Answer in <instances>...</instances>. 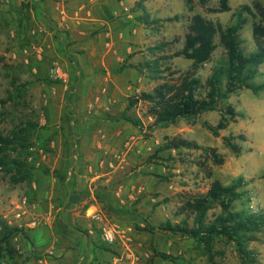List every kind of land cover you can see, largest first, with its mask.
<instances>
[{
  "label": "rangeland",
  "instance_id": "obj_1",
  "mask_svg": "<svg viewBox=\"0 0 264 264\" xmlns=\"http://www.w3.org/2000/svg\"><path fill=\"white\" fill-rule=\"evenodd\" d=\"M253 1L230 0L231 10L215 13L210 8L216 7L219 0H207L205 4L200 0H125L133 13L129 22L132 29L128 35L132 53L119 69H132L124 74V77L128 76L130 79L128 85L121 84V89L116 92L114 110L118 115L127 113L138 116L142 120V127L134 131V146L127 161L116 170H105L106 174L100 177L103 183H99L100 188L109 187L107 191L114 196L113 204L119 211L100 202L103 219L95 224L88 217L87 209L84 210L83 206L89 200L84 194L85 199L82 202L75 201V205L69 210L74 213L72 218L76 220H82L81 216L84 214L88 219V227L73 219L68 221L67 202L49 196L35 197L33 183H14L11 174L0 169V228L3 223H7L23 229L22 233L11 239V246L15 250L13 256L6 251L1 252V264H40L43 258L59 264L57 262L62 256L61 250L75 243H82L86 235L82 230L91 226L101 229L102 239L105 227L117 230L115 241L108 242L115 253L99 251L105 255L104 264H212L208 251L193 238L165 232L159 226L168 220L179 222L185 217L192 225L193 215L180 213L181 207L187 199L205 193L214 179L229 184L242 177L246 184L241 190L247 193L236 206L240 208L251 204L252 207L264 209V90L255 94L250 89H242L230 96L229 102L239 115L236 122H231L226 129L220 131L219 136H214L204 125L217 124L220 118L218 111H209L191 120L179 119L168 125H155L154 119L146 115L145 102L127 109V98L141 91L152 90L165 79L178 81L186 74L191 60L182 56H168L184 47L188 24L194 14L200 13L226 26L234 22L233 13L240 5L251 4ZM260 1L264 4V0ZM139 4L141 6L137 7ZM145 15L148 16L147 22L139 19ZM241 38L245 52L257 50L251 16L241 31ZM162 43L165 44L162 50L152 49ZM221 53L222 48L219 47L214 52L212 61L198 70L197 75L203 82ZM161 56L165 57L160 59V70L163 72H151L140 65ZM29 80L33 81L27 74L26 67L11 56L7 44L0 42V131L10 133L26 119L37 122L41 133L34 138L30 154V159L37 166L34 181L42 179L49 184V181L59 179V174L63 173L78 184L86 183L92 172H86L85 169L77 170L76 173L72 167L69 170L59 169L58 176L52 171V165L59 164L60 159L57 154L49 152V141H43L45 136L42 129L47 126L40 122L42 106L35 104V93L26 88L24 95L16 101L9 99V93L14 88L13 82L19 85ZM254 82H264V62L260 65ZM96 114L100 119H105L101 117V110ZM91 124L92 128L95 124L100 129L105 126L101 121ZM121 127L131 128L127 124ZM239 134H243L246 139L239 138ZM230 135L241 146L239 153L226 145L224 137ZM173 138H186L203 146H214L225 161L217 164L202 149L190 147L166 149L157 158L151 159L160 145ZM11 152L14 156L18 155L16 150ZM219 212L220 206L216 205L209 211L207 221ZM257 235L258 240L251 242L250 248L257 252L258 264H264V228ZM154 248L173 255V259L165 260L155 256ZM211 253L217 264H242L234 244L225 239L217 238Z\"/></svg>",
  "mask_w": 264,
  "mask_h": 264
},
{
  "label": "crops",
  "instance_id": "obj_2",
  "mask_svg": "<svg viewBox=\"0 0 264 264\" xmlns=\"http://www.w3.org/2000/svg\"><path fill=\"white\" fill-rule=\"evenodd\" d=\"M132 16L125 0H0V42L8 45L11 56L26 67L33 80L23 83L35 93V104L42 106L47 126L42 129L43 140L49 141V152L60 159L52 171L72 167L75 173L80 169L92 172L84 184L68 177L49 184L35 180L33 195L63 199L66 219L86 227V216L76 220L69 209L75 201L82 202L85 194L89 200L84 210L96 207L102 211L95 196V189L103 183L100 177L105 170L122 166L134 146L124 148L137 127L119 120L121 115L114 110L116 92L130 81L124 74L132 68H119L132 53L128 43ZM55 65L61 67L65 80L51 76ZM99 110L105 119L97 116ZM98 121L105 124L103 129L98 124L92 128L91 123ZM125 123L131 128L123 129ZM91 219L95 224L100 221ZM87 229L94 236V228ZM92 238L85 235L82 243L60 249L57 263L104 264L105 255ZM40 264L54 262L43 258Z\"/></svg>",
  "mask_w": 264,
  "mask_h": 264
},
{
  "label": "trees",
  "instance_id": "obj_3",
  "mask_svg": "<svg viewBox=\"0 0 264 264\" xmlns=\"http://www.w3.org/2000/svg\"><path fill=\"white\" fill-rule=\"evenodd\" d=\"M190 2L191 0H187ZM203 4L207 0H200ZM139 4L137 7H140ZM231 10L230 0H219L216 7L210 11L215 13ZM234 22L224 26L220 21L208 19L200 13L191 17L188 31L185 34L184 47L176 51L168 58L182 56L191 60V66L186 74L178 81L165 79L149 91H141L139 94L127 98V109L138 106L141 102L147 105L146 115L154 119L155 125H168L179 119L191 120L209 111H218L220 118L217 124L205 123V127L214 135L219 136L220 131L226 129L231 122H236L239 113L229 102L232 94L242 89H250L258 94L264 90L263 83H255L254 79L259 74V67L264 62V4L260 0H254L251 4L240 5L233 13ZM252 18V32L257 45V50L245 52L242 48L241 31L244 25ZM147 15L141 16L143 22H147ZM218 38V41H217ZM165 44H160L152 49L162 50ZM222 53L215 59L211 73L203 82L197 75L206 63L212 61L213 54L218 48ZM147 60L140 65L148 68L151 72H163L160 70V59ZM169 69V67L167 68ZM9 93V99H18L26 92V84L15 85ZM130 122L137 128L142 127V120L138 116L123 114L119 118ZM40 126L37 122L26 119L13 128L10 133L0 131V169L11 174L14 183H33L36 162L30 159L34 138L40 135ZM245 140L243 134L238 135ZM234 136H225L224 141L234 152L239 153L241 146L233 141ZM44 141V140H43ZM190 147L202 149L217 164L225 161L224 156L218 153L214 146H203L196 141L186 138H173L160 145L151 159L157 158L161 151L166 149H179ZM12 150L18 152L17 156ZM57 176L59 171H54ZM68 176L59 174V179L65 181ZM246 183L242 177L232 183L224 184L219 179H214L205 193L195 195L186 200L181 207L180 213L193 215V224L190 225L187 217L179 222L166 221L159 226L165 232L183 234L193 238L209 253L212 264L214 256L212 247L217 238L225 239L233 243L242 259V264H258L257 252L250 248V243L258 240V233L264 228V209L255 208L252 205L238 208L236 203L242 200L246 191L241 188ZM95 189V196L106 207L119 211L113 204L114 196L108 190V186ZM34 192V190H33ZM220 206V212L213 219L207 221L208 213ZM89 204L85 207L87 208ZM96 226V225H95ZM82 229V228H80ZM79 230V229H78ZM97 236H91L88 229L82 230L84 234L93 237L94 244L101 250L114 252L112 246L101 238V229L94 228ZM23 229L18 226H10L3 223L0 228V255L6 251L13 256L14 248L11 239L22 233ZM153 254L165 260L173 259V255L164 251L153 249ZM1 264V263H0Z\"/></svg>",
  "mask_w": 264,
  "mask_h": 264
},
{
  "label": "built area",
  "instance_id": "obj_4",
  "mask_svg": "<svg viewBox=\"0 0 264 264\" xmlns=\"http://www.w3.org/2000/svg\"><path fill=\"white\" fill-rule=\"evenodd\" d=\"M50 74L52 77H55L58 79H62V80L66 79V76H65L64 72L62 71V69L59 65L53 66V68H51V70H50ZM45 123H46V119L42 118L41 124H45ZM132 144H133V138H129L125 141L124 148L127 150L132 146ZM87 215L90 218H93L96 220H102L103 219V215H102L101 211L96 207L88 208L87 209ZM116 233H117V230L115 228L107 226L104 228V239L107 242L112 243L116 239Z\"/></svg>",
  "mask_w": 264,
  "mask_h": 264
}]
</instances>
